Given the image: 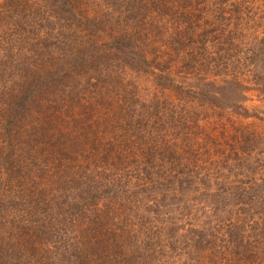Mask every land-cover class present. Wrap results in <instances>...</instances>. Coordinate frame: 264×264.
<instances>
[{"label":"rangeland","instance_id":"374dc122","mask_svg":"<svg viewBox=\"0 0 264 264\" xmlns=\"http://www.w3.org/2000/svg\"><path fill=\"white\" fill-rule=\"evenodd\" d=\"M149 2L156 17H161L160 13L163 10L170 13L169 20L167 16L164 15V17L168 20L167 26L174 27L169 31L175 32L174 39L180 40L179 33L183 37L186 26L185 22L182 23V18L193 11L195 14L202 13L200 23L203 24V30H226L225 34L229 35L221 36L218 44H232L233 48L231 47L223 54L219 53L218 49L215 54L212 53L216 49L213 48L211 54L205 56L204 60L207 61L203 65L197 66L194 62L188 61L189 67H186L187 59L184 58L190 59L187 46L194 43L192 41L195 39L191 41L188 37L182 38L183 46L175 47L177 53L173 52L172 58L161 54L162 57L158 59V57L154 58V51H156L154 46L160 47L161 39L159 38L163 35L149 34V37L145 39L153 48V53H148L145 59L146 64L143 61L144 66H141L140 62L137 63L136 70L123 73L124 80L119 79L121 73H117L116 70L121 63L112 50L103 56L106 65L101 64V61H94L92 67H87L89 72L82 73L83 60L77 54L79 50L75 49L73 54L79 63L75 71L73 70L71 81L70 75L60 74L64 78L60 77L56 81L52 92H46V95L38 98L39 104L41 101V107L33 105L30 113L22 117L23 119H18L19 123L28 127L26 135H22L24 137L19 138V142H28L35 132L40 134L37 140H42L41 145L38 144L40 149L34 152L39 162H36L33 165L34 168L26 172L25 176L23 175V180L20 182L29 179L28 182L31 183V177L39 176L45 179L44 183L48 182L47 186H40L43 193L33 189V196L32 192L29 195L32 199L28 197L23 203L24 211H21V206H18L12 213L4 215L7 216V220L15 221V226L19 227L20 224L24 226L25 223L21 221L26 219L27 224L35 229L36 224L41 222L46 226L50 223L71 220L74 216L80 217L82 214H71V211L66 215L65 205L69 207L72 203L79 201V196H83L82 208L89 209L91 205L94 208L95 203L98 207L95 208L101 211L106 207H110V211L114 207L120 209L119 213H122L124 222L132 221L136 224L135 227L132 225L128 231L134 232V238L126 234V238L132 240L124 245V254L117 256L113 253L114 258L109 259L110 264H201L200 261L207 264L210 260L221 259L217 252L227 251L216 248L221 244L217 237L222 229L227 228V224L238 221L236 216L239 217L240 210L235 215L238 206L235 209L228 203L227 207L224 204L228 202L225 198L223 200L225 202L219 203L218 211L213 204L212 195L205 196L204 192L208 190L206 187L209 186L212 189L208 191L213 195L218 192L215 190L216 186L218 188L225 184L230 186L232 184L234 189H245L250 195H257L258 198L264 195V0H228L224 4H221V0H193V2L188 0L191 3L189 7H185L188 4L185 0H177L175 1L176 10L165 9L171 4V0H149ZM147 3V0L144 1V4ZM148 9L134 12H138V18H140ZM118 11L122 14L124 24L142 28L136 23L137 20L134 21L128 17L132 11H126L123 7H120ZM112 15L117 16V12L105 0H0V76L4 80L11 75L23 74L17 52L24 44L26 48H29L32 42L35 48L42 47L45 43L61 44L66 42V39L75 38L78 43L83 44L81 48H84L88 44L84 40L92 34L86 27L87 24L96 22V24L93 22L95 27L92 24V28H97L98 32L109 24ZM163 19H160L159 27ZM121 30H125L124 34L130 32L127 27L125 29L121 27ZM97 32L95 34H99ZM145 32H149L148 28H144ZM170 33L166 35L168 43H172L173 39ZM97 38L99 39V35ZM135 38L138 41L137 46H141L143 35ZM105 40L104 37L102 41L104 45ZM72 44L79 46L74 42ZM162 51L171 52L166 48ZM61 56L64 55L61 54ZM221 56V65H219ZM156 60H163L164 70H154L152 65ZM167 60L173 64L169 70H166L165 66ZM34 61L35 59H32L29 62L34 64ZM64 61L66 58H63L62 62ZM196 66L197 68H194ZM65 71L68 72L66 69ZM156 73L159 75L157 76ZM94 76L99 79H91ZM86 82L95 83L101 87L85 95L86 92L82 88ZM42 83H46V80H39V88H42ZM38 90L40 89H36L35 92ZM69 94H73V97L67 98ZM30 95L28 94V97ZM65 100L69 101L66 114L63 118L61 116L62 119L55 117V120L54 114L52 118L49 116L53 123L51 127L47 122L43 126L42 122L36 120L40 113H47V108L53 109L54 104L59 109L62 102L66 104ZM20 101V98L16 99L17 104L14 108L11 103L1 107L4 110L13 108L23 112ZM46 101L48 103H45ZM163 101H167V105H172L168 108L172 113L176 110L179 117L183 115V109H185L184 113L200 112L202 109H206L205 112H207L209 109L205 113L207 120H212L210 119L212 116L214 118L218 116V142L222 144L225 142L223 133L226 140L231 141L235 137L234 149L227 150L223 146L221 148L218 146L216 149L219 150L216 152L213 150L214 146L207 148V151L201 148L200 157H203L202 155L206 158L213 157L208 162L199 163L190 157L187 158L189 151H185L187 150L185 147L189 149L191 146L192 150L193 143L182 142L183 133L175 131V137L173 133H167L168 136L159 138L163 136L160 134L169 132L166 125L169 127L173 125L174 117L169 115L171 112L169 116L167 115L168 118L164 117L161 122L160 120L156 122L155 119L148 122L143 115L141 116L143 105L141 103L145 102L151 107L153 104H159L167 108L164 104L162 105ZM10 102H13L12 98ZM214 108L221 110L218 109V114L212 113ZM2 110H0V119L3 118ZM17 115L19 117L21 114L17 112ZM116 120L119 122H115ZM25 122H30V125ZM161 127L163 132L158 131ZM3 130L0 122V137L5 133ZM240 135L250 136L249 149L253 148L252 151L239 152L237 138ZM158 138L163 143L156 141ZM97 143L100 148H97ZM60 145L63 147H59ZM156 145L159 148H166L169 153L163 156L154 149L149 153L150 156H147L140 151L144 148L148 150ZM132 147H135V150L130 151ZM181 148H184V151H181ZM28 151L30 154L31 149ZM28 151L25 150L24 154L29 155ZM52 151L56 152L55 161L52 160ZM173 151L180 154L182 161L176 159ZM100 156H105L108 160L105 162V158L104 163L96 165ZM151 156L159 160H170L171 162L167 165L179 161L178 167L176 166L172 173V175L176 174L175 179L178 180L176 185L158 186L162 183L156 181L159 180L157 167L154 173L150 171V175L147 174L146 166L154 162L147 161ZM134 157L146 158V160ZM43 166L46 171H41ZM64 171L68 175L73 171L79 178L82 176L83 183L79 190L73 186H60V182L65 179ZM7 185L2 182L0 184V188H3L0 190V196L5 201H9L16 193L27 196L26 185H21L19 192L16 190L17 187L8 188ZM2 191L5 192L2 193ZM38 194L40 199L33 198ZM89 194H91L90 198ZM19 195L16 196L19 197ZM261 199L263 198L259 199V203ZM256 202L251 201L248 206L249 224L264 221V208ZM240 206L241 204L239 208ZM15 209H18L19 214ZM14 215L16 216L13 217ZM87 216H89L88 219ZM94 217V215L86 214L80 217L81 220H76L79 225H72V227L73 230L78 229L77 238H79L78 235L90 233L86 230L91 229L93 222L97 220ZM121 220L122 218L115 222ZM4 229L3 226L0 227V245L2 246L8 237L6 232H3ZM139 234L142 236L141 241L138 239ZM144 234L147 236L146 240H143ZM70 236L73 237V233H70ZM200 241L202 245L199 248ZM207 241L210 243L203 245ZM210 247H212L211 250H208ZM51 251L48 248L44 249L42 257H45L46 262L43 264H57L62 256L71 258L69 255L71 248L61 253V258ZM243 251L244 249L240 252ZM5 252L6 249L2 250V254ZM13 263L9 259L6 264ZM22 264L37 263L30 262L27 257Z\"/></svg>","mask_w":264,"mask_h":264},{"label":"trees","instance_id":"16d2710c","mask_svg":"<svg viewBox=\"0 0 264 264\" xmlns=\"http://www.w3.org/2000/svg\"><path fill=\"white\" fill-rule=\"evenodd\" d=\"M105 1H107L109 5L113 7L114 10H116L117 16L112 15L109 24L105 26V28H102V30L99 29L98 32H97V28L95 29L92 28L93 26L95 27L94 24H96V22L92 21V24L94 22L93 26L91 23L87 24L86 27L89 29L90 33L92 34L88 37L87 40L83 39L88 43L86 47L81 48L82 47L81 45L83 44H81L80 42L78 43L75 40V38L72 40L66 39L67 41L61 42V44L56 43L49 45L45 43V45H43L42 47L36 46L35 48H33L32 42L29 48H26L24 44L22 47L18 49L19 51L17 52L18 55L17 59L20 62L19 66H20V70H23V74L18 73L16 76L11 75L4 80L3 77L0 76V79H2L0 80V108H1L0 110H2L3 109L2 107L7 105L8 103H11L12 107L14 108L15 105L17 104L16 99L19 98L21 100L19 103L21 104V106H23L24 109L23 112H19L17 109L7 108L6 110L3 109L1 112L3 118L0 119V122H1V126L4 128L3 131L5 133L0 137V184L1 182L2 184L7 183L8 185L6 187L8 188L17 187L18 189L16 190L18 192L20 191L19 187L23 184L26 185L28 188L27 192L25 193L27 196H22L16 193L13 197L9 199V201H5L0 196V220L6 219L7 216L4 214L12 213L15 207L21 206V211H24L23 203L26 202L31 192L33 196L34 194L33 189H38L39 192L43 193V191L40 190V186H47L48 182L46 181V183H44L45 179H43L42 177L39 178V176L37 177L33 176V178L31 177L32 179L31 183L28 182L29 179L25 182H20L21 180H23V175L25 176L26 172L31 171L34 168L33 165L36 164V162H39L35 158L34 152L35 150L40 149L39 145H41L42 140L41 141L37 140L40 134L39 133L36 134L35 132L36 135L34 134V136L31 138V140H28V142L26 143L19 142V138L21 139V137H24L22 135H26L28 127H25V124L19 123L20 121H18V119L22 117L24 118L27 115V113H30L31 109L33 108L32 107L33 105L36 104L39 105L38 107H41L40 106L41 101L39 104L38 98H41L42 96L46 95L45 94L46 92H52L51 90H53L54 84L60 77H62L63 75L66 76L70 75L69 79L71 81L73 70L75 71L76 65H78L79 63L78 59H76L73 54L75 49L79 50L77 54L83 60V63L81 64L82 73L89 72V69L87 67L88 66L92 67V65H94L95 63L94 61H99V62L101 61V64L106 65L103 56H106V54L112 50L114 56L120 59V63H121L120 64L121 68L118 65L119 68L118 70H116L117 73L118 72L119 74L121 73L119 79L124 80L123 73H127V71L130 70L131 71L136 70L138 68L137 63L141 62L142 64L141 66H144L146 64L145 59L147 58L148 53L151 54L153 53V48L150 46V43L147 44L145 39L149 37V34H151L152 36H155V34L163 35L161 38H159L161 39L160 47L155 48L154 46V50H156L154 51L155 52L154 58L158 57V59L162 57L161 54L163 56L166 55L172 58L173 52L177 51L175 47L179 45L183 46L181 44L183 43L181 42L182 38L188 37V40L191 41L192 39L193 40L195 39L194 41H192L194 43H190L187 46L188 47L187 49H189L190 51L189 52L190 59L184 58L187 59V64L185 63L186 67H189L188 61L194 62L195 64H197V66L203 65V63L207 61L204 60L205 56L211 54V49L213 48H216L214 51H212V53L214 54L217 49L219 53L223 54L225 53V51L228 52L231 47L233 48L232 44L231 45L218 44L221 36L229 35V34H225L226 30H214L213 28H212L213 30H206V29L203 30V26H202L203 24L200 23L201 20L200 17L202 13L195 14L193 11H190L184 15V13L182 12L181 15L182 16L184 15L182 18V23L185 22L186 28L183 31L184 34L183 37H181V34L179 33L180 35V40H179V39H174V33H175L174 31H171V33L169 32L170 30L174 29V27L167 26L169 20L168 15L170 13L165 12L163 10V12L160 13L161 17L159 18L156 17L154 15V10L150 5L151 3L149 2V0H147L148 1L147 4H144V1L146 0H105ZM175 1L177 0H171V4L167 5L165 9L171 8L172 10H176ZM185 1L188 2V0ZM189 1L193 2V0H189ZM227 1L228 0H221V4H224ZM131 2L133 3L132 5ZM190 5L191 3L188 2V4L185 7H189ZM120 7H123L126 11H132V13L128 14L129 15L128 17H130L134 21L137 20L136 23L139 24L142 28L139 29L137 28V26L132 27L127 23L124 24L122 14L118 11ZM147 8H149L148 11L146 13L143 12L144 14L140 18H138L139 15L138 12H134L139 10L143 11ZM164 15L167 16L168 20H166ZM162 18L164 19L163 22L161 23V26L159 27L158 23ZM124 26L127 27V30H130L129 33L127 32L125 34L123 33V31L125 30H121V27L125 29ZM163 27H165L164 28L165 30L162 29ZM144 28L146 29L148 28L149 32L144 33ZM96 32L99 34H95ZM168 32L170 33L171 36H173L172 43H168V39H166V35H169ZM98 35H99V39L97 38ZM142 35L144 37V39L141 40L142 45L137 46L138 41L137 38L135 37L136 36L142 37ZM104 37L106 38L105 45L102 44ZM72 42L76 43L79 46H74ZM171 47L175 51L172 50ZM164 48L171 50V52L162 51ZM61 54L64 56L62 57ZM63 58H66V61L62 62ZM32 59H35L34 64L29 62ZM221 59L222 56L220 57L219 65H221ZM143 61H145V64ZM162 61L163 60H159V61L156 60L153 62L154 64L152 66L154 70L165 69L162 67L163 65ZM65 64H67V66H65ZM165 66H166V70H169L171 69V67H173V64L172 62L167 60L165 62ZM197 66L194 68H197ZM65 69L68 70V72H66ZM60 74H62V76ZM158 75L159 74H157V76ZM91 79H99V78H95L94 76ZM39 80L40 81L46 80V83H42V88H39L38 86ZM97 87L100 88L101 85H96L95 83L88 84V82H86L82 89L84 90V92H86L85 95H89ZM36 89H40V90L35 92ZM26 90L29 91L26 92ZM76 93H78V91ZM28 94L31 95L28 97ZM69 97H73V94H69L67 98ZM10 98H12L13 102H10ZM65 101L66 104L62 102L61 107L59 109L56 107L55 104L53 109L47 108L46 110L47 113L45 112L40 113L37 116L38 119L36 118V120L42 122L41 125L43 126L47 122V124H49L48 126L51 127V125L53 124L51 121L53 114L55 115L53 117L54 120L55 117L58 119L61 118L62 116L63 118V115L66 114V106L69 101L68 100ZM45 103H48V101H46ZM167 103H168L167 101L162 102V105L164 104L165 106H167V108L161 107V105L159 104H153V107H151L148 106V104L145 102L141 103L143 104L142 106L140 105L142 108L140 112L141 116L143 115L144 119L148 122L153 119H155L156 122H158L159 120L161 122L164 117L168 118L167 115L171 112L168 107H171L172 105H167ZM43 105L45 107V104ZM218 109L220 108H214L212 113L218 114L219 111ZM138 110L139 109L137 108V111ZM184 110L185 109L182 110L183 115H181L180 117L178 116L177 112H175L176 110H174L173 113L171 112V114H169L170 116H172V118L174 117L172 119L173 120L172 126L174 127L172 126L169 127L166 125L169 132H164L163 134H160L163 136L159 138L168 136L169 134L172 133L175 137L174 134L175 131L176 133L178 131L183 133L184 138L182 139V142L188 143L189 141H191L193 143L192 150H191V146L189 147V149L185 147L187 149L185 151H189L188 152L189 155H187V158L190 157V159L198 161L199 163L208 162L210 158H213L212 156L211 157L208 156L206 158L204 157V155H202L204 158L200 157L199 153L202 151L201 148L207 151V148H209L210 146H214L213 150H216V152L219 150L216 149V147L218 146H220V148L221 146H223L227 150L234 149L235 144L233 143V141L235 137H233L231 141L226 140V136L223 133L222 137L224 138L225 142L223 144L218 142L217 132L219 129L218 128L219 122L217 121L218 120L217 115L216 118H214L211 115L212 117H210V119L212 118V120L209 121L207 120L208 117L205 116V113H207L209 109L207 110V112H205L206 109L204 110L202 109L200 112H194V113L191 111L184 113L185 112ZM16 111L21 114L19 117ZM110 113H112V111ZM49 116H51V118ZM219 116H221V114H219ZM13 122L15 124H13ZM115 122H119V121L116 120ZM25 123L30 125V122H25ZM17 125L19 127H16ZM43 130H45V128H43ZM158 131L163 132V127H161ZM158 131L156 130V132ZM159 138L156 139V141L162 142V140H160ZM249 139L250 136L248 135L245 136L240 135L237 138L239 142V144L237 145L239 152L246 153L248 151L249 152L252 151L253 148L249 149L250 148ZM51 143H49V145L51 146L55 145L54 143H53L54 145ZM216 143L218 144L215 145ZM59 147H63V146L60 145ZM194 147H196L197 149L194 150L193 149ZM97 148H100L99 143H97ZM28 149H31L30 154ZM154 149H156V151L161 153V155L163 156L167 155L166 153H169L167 152L168 150L166 148H159L158 145H156L155 147H151L148 150L144 148L141 149L140 151L142 152V154H146L147 156H150L149 153ZM25 150L28 151L29 155L24 154ZM133 150H135V147H132L130 151ZM181 151H184V148H181ZM153 153L151 155H153ZM173 153L176 154V159L182 161V157L177 151H173ZM51 154H52V160L55 161L56 152L52 151ZM100 157H101L100 160L102 161L97 159L98 162L96 165L104 163L106 157L105 156H100ZM134 158H140L146 160V158H141V157H134ZM59 159L61 158L59 157ZM107 160L108 159L106 158L105 162H107ZM149 160L151 162L153 160L154 162L146 166L147 169L145 170L147 171V174L150 175V171L154 173L157 167L158 170L157 177L159 180L156 181L157 183H162L159 184L158 186L165 184L166 186L171 187V185L177 184L178 180L175 179L176 174L172 175V173L178 167L179 161L171 165H167V163L171 162L170 160L167 161L165 159L159 160L153 156L147 159V161ZM41 171H46L45 166L41 168ZM64 173H65V179H63V181L60 182L61 184L60 186L62 187L73 186L74 188H77V190H79L82 187V183H83L82 176H80L79 178V176H76L73 171L70 172L69 175L66 173V171H64ZM62 178L63 177H61V179ZM1 189L3 188H0V190ZM206 189L212 190L209 186H207ZM7 190L9 191V189ZM208 190L204 192L206 194L205 196L207 197L212 195L213 204L215 205V208H217L218 211H219L218 209L219 203L225 202L223 200L226 198L228 202L224 204L228 207V203H229V205L235 207V209L238 206L235 215H237L239 210H240V215L239 217L236 216L238 218V221L236 223L227 224L226 225L227 228L222 229V232L218 234L217 240L221 244L217 245L216 248L226 249L227 251L217 252V254H220L221 259L215 261L210 260L207 264H264V221L257 222L256 224L254 223L249 224L250 220L248 219V216L250 214V210L248 207L249 204L251 203V201L253 202L257 201L256 204H260L261 207L264 208V195L259 196L258 198L257 195L256 196L254 194L250 195L248 192H246L245 189L242 188L234 189L232 184L231 186L229 184H225L224 186L222 185L218 188L216 186L215 190H218L216 195L211 194L210 191ZM4 192L5 191H2V193ZM16 195H19V197H17ZM42 196H44V194ZM82 197L83 196H79V201L77 203H72L71 205H69V207L65 205V212H66L65 214L68 215L69 211H71V214L74 213L78 215L82 214L81 216H84L86 214L94 215L95 216L94 218H96L97 220L93 222L94 224L91 226V229L86 230V231H90L89 234L85 233L82 234L81 236L78 235L79 238H77L76 232H78V229L73 230L72 225L78 226L79 222H77L76 220H81L80 219L81 216L80 217L74 216L73 218H71V220L56 222L53 224L50 223L47 224L46 226L45 223L41 222L40 224L39 223L36 224L35 229H33L29 224H27L26 219H22L21 221L25 223L24 226L20 224L19 227L14 225L15 221L6 219L0 222V227L3 226L5 228L3 232L4 233L6 232V234L8 235V237L5 239L4 245L3 246L0 245V264H6L9 259H11L14 262L13 264H22L24 258L27 257L30 259V262L43 264V262H46L45 257L44 258L42 257L44 256L45 248L52 250L51 252L54 253V255L57 254L56 256L60 258H61V253L63 254L66 249L71 248V252L69 253V255H71V258L67 259L65 258V256H62V258L57 264H102V260H103V264H110L109 259L114 258L113 253H115L117 256L123 255L124 254L123 249L125 248L124 245L127 242L128 243L131 242V240L134 238V232L133 231L128 232L129 228L132 225L135 227L136 224H134V222L132 221L131 223L124 222L125 219L121 215L122 213H119L120 209H116L114 207L110 211H109L110 207L108 208L106 207L105 210L101 211L95 208L97 207L95 203L94 208H92L93 207L92 205L89 207V209H87V207L82 208L83 207L82 201H84ZM90 197L91 194H89V198ZM29 198L32 199L31 197ZM33 198L40 199L41 197L38 194V196L36 195V197ZM260 198L263 199H261V202L259 203ZM239 204H241L240 208H239ZM225 205H224V211H225ZM15 211L17 213L19 212L18 209H15ZM98 211L100 212L99 214L96 215ZM16 215H14L13 217H15ZM242 215L244 216L242 217ZM88 217L89 216H87V219ZM63 218L66 219L64 215ZM121 218H122L121 221L115 222V220ZM70 233H73V237L70 236ZM126 234L132 235L131 236L132 239L129 240L128 238H126ZM69 237L72 240H70ZM138 239L140 241L142 240V236L140 234ZM146 239L147 236H145L144 234L143 240ZM66 240H69L71 242H68ZM209 243L210 241H207L203 245ZM71 244H73V246ZM201 245L202 243L200 241V243H198V247L200 248ZM211 248L212 247L208 248V250H211ZM4 249H6V252L2 254V250ZM243 249L244 251L241 253L240 251ZM13 257L15 258V260ZM224 261L226 262L224 263ZM200 263L205 264L203 261H200Z\"/></svg>","mask_w":264,"mask_h":264}]
</instances>
